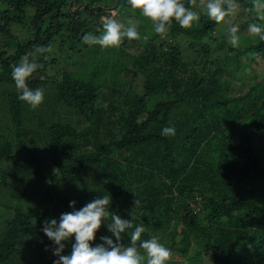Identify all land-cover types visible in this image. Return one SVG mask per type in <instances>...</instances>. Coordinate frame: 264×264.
Segmentation results:
<instances>
[{
    "label": "trees",
    "instance_id": "1",
    "mask_svg": "<svg viewBox=\"0 0 264 264\" xmlns=\"http://www.w3.org/2000/svg\"><path fill=\"white\" fill-rule=\"evenodd\" d=\"M69 1L0 0V264H53L44 223L73 211L72 201L79 209L108 193L114 212L131 213L145 239L180 256L171 264L206 254L211 264H264V78L234 106L228 98L241 58L250 49L264 58V40L248 36L233 48L222 23L194 7L198 0H182L200 21L190 29L173 23L166 36L146 35L153 25L142 21L144 39L130 41L134 50L116 61L123 67L108 84L100 78L110 62L83 40L106 21H80ZM117 10L132 12L128 0ZM37 45L51 51L38 54L29 80L45 97L32 109L18 99L11 72ZM168 126L174 137L161 135ZM106 235L102 226L95 242Z\"/></svg>",
    "mask_w": 264,
    "mask_h": 264
},
{
    "label": "clouds",
    "instance_id": "2",
    "mask_svg": "<svg viewBox=\"0 0 264 264\" xmlns=\"http://www.w3.org/2000/svg\"><path fill=\"white\" fill-rule=\"evenodd\" d=\"M105 1L109 2V7L99 8L98 11L111 16L112 13L122 12L117 10L120 0ZM71 3L70 6L75 8L84 1L74 0ZM95 4L96 2L92 5ZM128 5L133 10H139L141 16L148 18L158 35H167L173 23L181 28L190 29L201 19L200 11L186 6L182 0H128ZM82 7L74 9L77 13H73L72 8L69 12L78 16ZM202 7L210 20L221 24L226 18L237 15L241 5L238 0H206ZM255 7L260 18L264 19V2H257ZM111 16L105 18L101 35L89 33L84 35L83 40L101 47L118 48L125 39L141 38L137 24L129 22L125 27ZM96 19L100 20V17ZM248 32L264 40V24L251 23L248 25ZM227 40L233 48L239 46L241 35L237 26L229 29ZM50 51V47L46 45H37L31 56L25 55L12 68L11 75L19 93L18 99L32 109L41 106L45 97L43 89H33L29 86V80L41 67L37 62L38 54L43 56ZM161 135L174 137L176 129L174 126L164 127ZM138 205L139 201L136 200L135 207ZM69 206L73 211L61 214L59 221L56 219L46 221L42 228L44 235L54 245L53 256L58 258L53 264H169L172 250L155 236L145 239L144 224L135 223L131 213V219H126L114 212L109 193L99 195L79 209L75 208V201L70 202ZM102 226L110 235L101 236L100 242L96 243L97 233ZM125 238L129 241L127 244L123 243ZM66 243H71V252L68 255L63 254Z\"/></svg>",
    "mask_w": 264,
    "mask_h": 264
},
{
    "label": "rangeland",
    "instance_id": "3",
    "mask_svg": "<svg viewBox=\"0 0 264 264\" xmlns=\"http://www.w3.org/2000/svg\"><path fill=\"white\" fill-rule=\"evenodd\" d=\"M72 1H74V0H70L68 2V10H70V8L73 7V6L72 7L70 6V4L72 5V3H71ZM83 1H84L83 4L79 3L80 5L79 4L77 5V7L83 6V8L81 9L82 11H80V14L77 16V18H79L80 21H84L87 24H89L88 21H106V20H103L104 18H101V20L95 19L93 12L97 13L99 8L106 9L105 6L109 7V2H106L105 0H83ZM244 1L247 3H250L252 6H254L255 10H257L255 7L256 3L262 2V1H257V0H244ZM94 2H96V4L92 5ZM205 2H206V0H198L194 3V7H197L198 9L205 11L204 8L202 7V5ZM240 5H241V8H240V11L237 15L232 16V17H228V18H226L225 22H222V25H223L222 34H224L225 37L227 38L228 33H229V29L232 26H237L239 28V33L241 35V42L240 43H245L246 37H248V36L251 37V36L255 35V34H251L248 32V25L251 23L264 24V19H262L260 21H252V19L255 17L253 15V13H257V12L254 11L252 13V12L248 11L242 4H240ZM74 9H76V7L72 8V12L77 13V12H75ZM101 16L103 17L104 15H101ZM47 18H48V16H46L44 18V21H48ZM111 18L122 23L125 27L128 26L129 22L135 23L138 26L142 21H149L147 18L141 16L139 10H133V9H132V12L122 10V12H120V13H116V14L112 13ZM66 21H68V18L66 19ZM46 23L47 22H45V25H46ZM241 24L243 26L244 25L245 26L243 28H241L240 27ZM24 31H25V29H24ZM24 31H22L21 28H19V30H18L19 33H23ZM145 32H146V35L156 34L154 32L153 26L147 27ZM102 33H103V30L100 31L99 35H101ZM211 33H212L211 36H215V35L218 36L219 30L214 29V31ZM140 37L141 38L139 40H136L137 41L136 45L141 43L145 36H140ZM130 41L131 40L125 39L118 48L101 47L100 45L97 47V49L99 48L97 55H100L102 60H105V61L108 60V63L110 62V64H111L110 68L108 67L107 75L105 77H101L100 81H104V82H107L109 84V82H111L110 77L115 78L116 72L118 71L119 67H123L120 64H117L116 61L120 58V56H122V54L124 52H125L124 54H128L134 50V49H132L133 47L131 46ZM180 41L182 43V50L185 53H188L186 44L188 43L189 39H185V40L181 39ZM94 52H96L95 47L92 50V54L90 53L89 55L94 56V54H93ZM7 53L9 55V51ZM255 54H256V50L250 49L246 53L245 57L241 58V61L244 63L243 69H239V72L236 75V80H235V82H232L230 84V86H229L230 89L228 91V98H230V100L233 101L232 106H234L238 102L239 98L243 97V95L247 92V90H249V87L251 85L253 86V85L257 84V82H259L262 78H264V58L256 57ZM119 63H123V62H119ZM58 64H60V63H58ZM67 64L69 65V62H67ZM84 65H85V60L81 61L77 65V67L80 70H82V67ZM124 73H125L124 71L121 72V76H119L121 78H118V81L124 80V78H123ZM127 74L130 75L129 72H127ZM227 78H229V77H227ZM248 78H249V80H248ZM139 82H140V80H139ZM139 82H136L138 89H140ZM0 199H1V197H0ZM1 201L2 200H0V202ZM5 204H7V203H5ZM11 206L12 205L9 204V207H11ZM179 261H181L180 256L175 255L174 257L170 258L169 264H171V262L173 263V262H179ZM211 261H212V258L209 254L204 255L203 259L201 257H193V256L188 257V259H186L187 264H197L199 262L201 264H211Z\"/></svg>",
    "mask_w": 264,
    "mask_h": 264
},
{
    "label": "flooded vegetation",
    "instance_id": "4",
    "mask_svg": "<svg viewBox=\"0 0 264 264\" xmlns=\"http://www.w3.org/2000/svg\"><path fill=\"white\" fill-rule=\"evenodd\" d=\"M80 4H83V3H80ZM80 4H79V5H80ZM85 5H86V4H85ZM76 7H77V5H76ZM82 8H83V7H82ZM82 8H81V9H82ZM85 8H86V7H85ZM81 9H80V10H81Z\"/></svg>",
    "mask_w": 264,
    "mask_h": 264
}]
</instances>
